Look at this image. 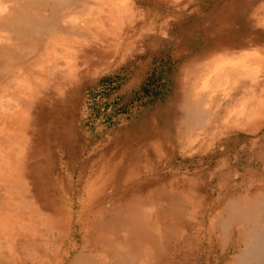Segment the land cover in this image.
Wrapping results in <instances>:
<instances>
[{"label":"rangeland","instance_id":"rangeland-1","mask_svg":"<svg viewBox=\"0 0 264 264\" xmlns=\"http://www.w3.org/2000/svg\"><path fill=\"white\" fill-rule=\"evenodd\" d=\"M111 2L0 0V264H236L255 211L227 208L264 204V0Z\"/></svg>","mask_w":264,"mask_h":264},{"label":"crops","instance_id":"crops-1","mask_svg":"<svg viewBox=\"0 0 264 264\" xmlns=\"http://www.w3.org/2000/svg\"><path fill=\"white\" fill-rule=\"evenodd\" d=\"M112 4H113V7L109 10V14H114V0H112V2H111ZM118 14H121V12L120 13H118ZM125 14H130V13H126L125 12ZM113 18H114V16H113ZM4 49H6V48H4ZM7 50V49H6ZM6 50H1V48H0V52H2V51H6ZM6 54V53H5ZM5 54L4 55H2V57H3V62H2V65L0 66V73L1 72H3V71H6V62H5V59H6V57H7V54H6V56H5ZM250 60L249 59H244L243 60V65L245 66V63L247 64L248 62H249ZM5 63V64H4ZM240 70V69H239ZM16 76V77H15ZM19 72H18V70H16V69H14L13 70V72H12V75H11V77L9 78V79H7V80H5L4 81V83H5V87L7 88L8 87V85H7V82H9V80H10V82L8 83V84H10V94L12 95V93L14 94V100L12 101V103H10L9 105H7V110H9L10 108V112L12 111V113H13V115H15L16 114V111H17V106L19 105V102H18V95H17V89H16V87H15V82H16V80L19 78ZM193 77V76H192ZM192 77H191V74L189 75H187V82L189 83V82H192L193 80H192ZM14 79V80H13ZM242 85H244V82L242 83ZM241 85V86H242ZM5 92H6V90H5ZM4 92V93H5ZM188 92V91H187ZM187 92H185V93H187ZM189 93V92H188ZM186 96H187V94H186ZM13 103L14 104H16L15 106L13 105ZM3 106H4V103L2 104L1 102H0V110L1 111H4V108H3ZM9 106V107H8ZM12 107H14V108H12ZM14 109V110H13ZM244 112V113H243ZM243 112H240V114H242V116L241 115H238L239 117L241 116L242 117V119L243 118H246V119H248V118H251L252 116H254L255 115V112H250L249 110H247V111H243ZM231 115H229V117H230ZM239 120V119H238ZM1 121H3L1 124L3 125V127L6 125V123H5V121L4 120H0V122ZM13 122H14V120H13ZM223 121H220V120H217L216 119V121L214 122H212L213 123V125H214V127L216 126V125H223L224 124V122L222 123ZM235 128V126H234V123H232V124H229L228 126H225V130L227 131H229L230 129H234ZM160 203H161V201H160ZM252 203H251V201H248V203L247 202H239V203H234V204H232L230 207H228L227 208V214H229V215H231V212L233 211V210H235V211H238V212H240V213H242L243 211H248V210H254L255 208L253 207L252 208V205H251ZM157 205V204H156ZM161 204H158V207H157V209H161V206H160ZM152 206V205H151ZM153 207H155V205H153ZM243 207V208H242ZM136 209H134L131 213H129V211H127V212H124V213H122V214H119L118 215V217L117 218H115L116 219V225H115V227H113L112 229H110V230H108V231H106V232H103V233H101L100 235H102V236H100V235H97V237H102L103 239H101V241L103 242V240L105 239V238H110V240H113L114 242H115V240L116 241H118V238L116 237V232H117V230L120 228V226H122V227H127V228H129L130 227V221H129V218H131V217H133V212L135 211ZM160 223V222H159ZM99 225L96 227V229L97 228H100L101 226V224L100 223H98ZM113 226V225H112ZM111 226V227H112ZM161 226V225H160ZM226 227V226H225ZM96 233H98L97 232V230H96ZM104 236V237H103ZM96 240V239H95ZM120 240V239H119ZM90 241V240H89ZM96 241H98V240H96Z\"/></svg>","mask_w":264,"mask_h":264},{"label":"bare ground","instance_id":"bare-ground-1","mask_svg":"<svg viewBox=\"0 0 264 264\" xmlns=\"http://www.w3.org/2000/svg\"><path fill=\"white\" fill-rule=\"evenodd\" d=\"M0 8H1V5H0ZM1 13L2 12H1V9H0V14ZM44 13H46V12H44ZM7 22L8 21H6L5 23H7ZM4 31H5V29L0 31V45L2 44V38H3V35H4ZM0 48H1V46H0ZM1 50H6V49L1 48ZM6 52H7V50L0 52V66L2 65V62L4 60L2 55H4ZM201 77H202V75H201ZM195 85L196 84H194V86ZM5 90H6V87H5V83L3 82L2 86L0 88V93H4ZM189 95H190V92L188 93L187 98H188ZM13 105L15 106L16 104L13 103ZM193 105L195 106V104H189V102L187 101V103H186V111L191 113ZM12 108H14V107H12ZM253 211H255L253 213L254 222H253V225L249 226V227H251L250 234H249V236L247 238V242H246V245H245L242 253H240L238 255V257L236 258V264H264V204L261 206V208L259 210L257 209V207H255V209ZM243 212H245V211H243ZM181 234H183L182 231H181Z\"/></svg>","mask_w":264,"mask_h":264}]
</instances>
